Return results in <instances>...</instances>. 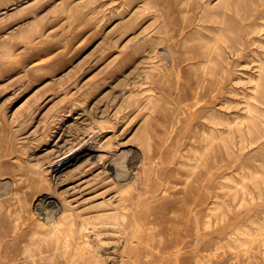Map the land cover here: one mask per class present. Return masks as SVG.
Segmentation results:
<instances>
[{
    "label": "rangeland",
    "instance_id": "1",
    "mask_svg": "<svg viewBox=\"0 0 264 264\" xmlns=\"http://www.w3.org/2000/svg\"><path fill=\"white\" fill-rule=\"evenodd\" d=\"M0 264H264V0H0Z\"/></svg>",
    "mask_w": 264,
    "mask_h": 264
},
{
    "label": "bare ground",
    "instance_id": "2",
    "mask_svg": "<svg viewBox=\"0 0 264 264\" xmlns=\"http://www.w3.org/2000/svg\"><path fill=\"white\" fill-rule=\"evenodd\" d=\"M119 67V66H118ZM84 145V144H83ZM86 146V145H85ZM87 147H88V145H87ZM91 147H92V145H91ZM86 148V147H85ZM94 148V147H93ZM80 149H81V147H80ZM80 149H75L77 152H78V150L80 151ZM90 149H92V148H90ZM89 149V147L88 148H86V149H83L82 151H80V152H78V153H76L75 151V153L74 154H66L65 156H63V157H61L60 159H59V161L58 162H56L55 164H54V166L52 167V171L53 172H56V171H61V169H63L64 167H66V166H68L71 162H73L75 159H76V157H77V155L78 154H80V153H82V152H84L85 150H90ZM93 150V149H92ZM73 151V150H72ZM93 151H95V149L93 150ZM90 152H91V150H90ZM86 154V153H85ZM84 154V155H85ZM89 153H87V155H88ZM79 157H81V156H79ZM110 157V156H109ZM112 157V156H111ZM114 157V156H113ZM87 158H89V157H87ZM115 159V160H114ZM113 160L112 159H110V160H112V161H117V159L116 158H114ZM120 159H118V161H119ZM118 161H117V164H118ZM121 161V160H120ZM55 162V161H54ZM111 163V161L109 162V164ZM112 163H116V162H112ZM109 164H107L108 165V168L109 169H111V171H114L115 173V175L116 176H118V174H117V168L115 167V165H112V166H114L115 167V169L113 168V167H111V166H109ZM116 164V165H117ZM52 165H53V163H52ZM72 165V164H71ZM106 165V166H107ZM116 170V171H115ZM56 183V182H55ZM49 197V196H48ZM52 197V196H51ZM45 199V198H44ZM47 200V199H46ZM45 201V200H44ZM50 202V201H49ZM44 205H46V204H44ZM83 231V230H82ZM85 231V230H84ZM110 244V243H109ZM112 244V243H111ZM106 245V244H105ZM108 245V244H107ZM96 249H97V251H100V250H102L101 249V247L98 245L97 247H96ZM104 249V248H103ZM108 250H110L108 247L107 248H105L104 249V251L102 252L103 254L105 253H107V252H110V251H108ZM107 251V252H106ZM108 258V257H107ZM111 260V259H110Z\"/></svg>",
    "mask_w": 264,
    "mask_h": 264
}]
</instances>
